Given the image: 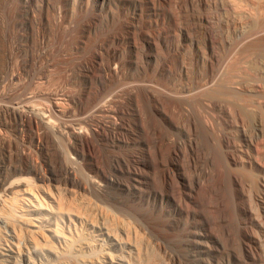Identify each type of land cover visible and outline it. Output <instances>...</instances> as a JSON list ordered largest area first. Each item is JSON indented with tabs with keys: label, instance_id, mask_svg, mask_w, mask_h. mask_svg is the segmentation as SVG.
I'll list each match as a JSON object with an SVG mask.
<instances>
[{
	"label": "bare ground",
	"instance_id": "bare-ground-1",
	"mask_svg": "<svg viewBox=\"0 0 264 264\" xmlns=\"http://www.w3.org/2000/svg\"><path fill=\"white\" fill-rule=\"evenodd\" d=\"M102 1L121 7L45 0L35 10L33 0H0V264H51L49 253L76 259L87 251L98 253L93 264H119L106 253L98 217L123 227L135 264H264V62L253 80L246 61L241 80L228 72L219 84L226 99L217 101L218 87L211 102L198 98L238 47L245 57L264 50V0H242L243 10L240 0L239 14L236 0ZM210 5L246 23L263 17L233 30L227 55L207 15L197 13ZM181 32L196 53L163 45ZM152 54L158 58L146 63ZM201 64L204 79L184 71L185 90L171 89L183 66ZM234 96L239 106L227 103ZM122 185L167 197L178 218L199 217L209 260L196 256L203 240L193 236V221L181 229L174 216L135 209ZM74 194L93 198L98 214L71 203ZM174 236L187 250L167 249ZM80 258L68 264H87Z\"/></svg>",
	"mask_w": 264,
	"mask_h": 264
},
{
	"label": "rangeland",
	"instance_id": "rangeland-1",
	"mask_svg": "<svg viewBox=\"0 0 264 264\" xmlns=\"http://www.w3.org/2000/svg\"><path fill=\"white\" fill-rule=\"evenodd\" d=\"M44 1L45 0H33L32 7H34L35 10H38L39 8H41V6H42ZM76 1L77 2L78 1H82L83 2L82 5L84 7H86L88 10L91 9V8H92V10H94L93 8H97L100 5H103V6L106 5V7L110 6V10H116V9L121 7L120 3L117 4L115 2H109V3L106 4L102 0H76ZM239 2H240V0H238V2H237V0L234 2L236 7H237V9H239V10L235 9L237 11H234V12H237L238 14H239V12H242V10L244 9L242 0H241L242 5H240L241 3L239 4ZM71 3H73V1L69 2V6H70ZM85 3H87V4H85ZM239 5L241 6V9H242L241 11H240ZM228 12L229 11H227V12L226 11H222L218 7L212 6V5L205 7V9H198L197 10V13H203V14L207 15V17H208V25L213 28V31H214L215 35L218 37L219 41H221V43L223 44V46H222L223 49L221 50V52L226 53L227 55H228L227 47L229 46L230 42L233 43V41L237 38V36L234 35L235 33L233 32V30H235V31L239 30L238 32H240L243 29L244 30H250V29H252L255 26L254 24L257 23V22H253V24H252V22H251V21L255 20V17L250 22L248 21L246 23V21L241 19L240 17H239L240 18V20H239L238 16L231 15V14H233V13H231V11L229 12L230 14L228 15ZM108 14H109V12H108ZM228 17H230V18H228ZM232 17H233L234 21H233ZM256 17H258V16H256ZM262 17H263L262 14H260V17L256 18V20L259 19V18H262ZM236 18H237V20H236ZM237 21H238V23H237ZM242 22H244L243 25L241 24ZM234 23H236V24H234ZM240 24H241V26H240ZM233 25H234V27H232ZM231 29H232V31H231ZM229 30L231 31V33H230ZM187 42L188 41L185 38H183L182 32H181L180 36L176 37L173 40L170 39V38H166L163 41V45L165 47H171L173 49L174 48H180V47L182 48L183 46L186 45L188 47V49H181L182 50V55H184V56L187 55V54L196 53L195 49L193 48V45H191V44L188 45ZM200 45H201V48H202L201 52L205 51V54H202V60L204 62H207L208 53H207V51L205 49V46L203 44H200ZM230 55L231 56L230 57L228 56V58L226 59L224 65L222 67H220L218 72H216V76H217L216 80L217 81L214 84L215 86L212 85L213 86L212 88H208V89L206 88L205 90H203V92L198 94L199 95L198 98L199 99L201 98L200 101H202V102L204 101L205 103H208L212 98H214V96H216V90L215 89L217 87H218L217 88L218 89L217 90V101L220 100V99H226L225 95L223 96L224 98L222 97V95H219V93L222 94L221 91L219 92V90H221L220 89L221 85H223V86L226 85L227 80H228L227 79L228 78V74L230 73L231 70L235 71L234 74L236 73L235 76H237V80L239 81L238 78H240V80H241V74H239V73H241L240 72V71H242L241 67H243L244 61H246L249 64V66H247V67L251 71V80H253V79L256 78L255 75H257V74H256L255 71L258 68V65L259 64L261 65L260 62H262V61L264 62V50L261 51V52L251 51L247 55V57H245V55H243L241 53V50H239V47H238L236 50H234V53L230 54ZM155 57L158 58L157 56H153V54L150 55L149 57L147 56L145 58V62L146 63H151V62L154 61ZM243 57L245 58V60H244ZM234 66H236V67H234ZM180 70H181L179 72L180 74L179 75L177 74V76L174 79L175 82L173 81V83H171L172 85H174V84L175 85L172 86L170 84L171 89L173 91H175V93L176 92L177 93L178 92L182 93L185 90V88L187 87V84H189L188 83L189 81L187 80V77H184V71H187L189 73V80H192V79L195 78L198 81L204 79L208 75V72H209L208 68H207V65L205 66L203 64L199 65L198 68L197 67H189V68L186 69V66H183ZM51 82L48 83V87H47V85H45L46 87L44 89L54 88L55 84L57 82H55L54 80L51 81ZM220 83H222V84H220ZM219 84H220V87H219ZM43 87L44 86H42L41 88H43ZM175 87H176V89H175ZM178 94H180V93H178ZM234 97H231L232 98L231 100L227 98L228 99L227 103L230 101L229 102L230 105L239 106V104H240V101L238 102L239 99L237 97H235V98ZM252 98L255 99V97H253V96H252ZM192 107H194V109H196L198 106L194 105ZM195 111L198 113V114L196 113V115H198L199 118L201 117L200 120H203V123H204L205 127L208 129V131L214 130L213 129L214 127L211 126V124L209 123L210 121H209V118L207 117V115L204 114L199 109H197ZM230 131H232V133H234L233 129H231ZM173 134L176 135L177 137H179V136L182 135V131L180 129H178V130L173 131ZM234 135H235V133H234ZM127 146H129V145H127ZM78 174H81V171H78ZM79 177L82 178L81 175H79ZM131 178L132 177L129 174H125V175L121 176L122 180L127 179L128 181H130L132 183L134 180L131 179ZM123 187L124 188H122V189L126 192V194L129 195V196H132V199H133V201L135 203V206L133 205V207L135 209H137V210L139 209L143 213L144 212L153 211L155 214H161V215L164 214L166 217H169V218L174 216L179 221V227L181 229H183V228L185 229L186 226L189 227L190 224L193 221V223H194L193 227L190 228L191 232L194 233L193 236L195 237L196 241L197 240L199 241V239L203 240V242H202L203 244H201V245L197 244V249H195L196 256H197V258H198L200 263H206L209 260V244H210L209 240H210V235L207 233L206 227L203 226V224L200 222L199 217H193V218L190 217L189 218V217H187V216H185L183 214V216H185V218H182V217L178 218V216H176L174 214V213H177V212L175 211V209H174V207L172 205V202L167 197L160 196V195H158V194H156L154 192H150L149 190L145 189L144 187H139V189H134L131 186L129 188H127L125 186H123ZM121 192H123V191H121ZM123 194L125 195L124 192H123ZM68 197H69V200H70L71 203H75V204H78L80 206L84 205L86 208L91 209L90 213H97L98 214V211L95 208V200L93 198L82 197V196H78L77 194H74V195H71V196H68ZM95 219L97 220V222L95 221V223H97L96 227H99L102 230L104 229L103 231H105L108 234L107 238L103 237V239H105L104 244H105V248H106V251H107L106 253H108L109 256H112L115 259H117L119 261V264H135V262L133 263L131 258H129V257H131L129 255V251L130 250L133 251V244L130 243V242H127V241H126L127 242L126 243L123 240V238H124L123 235H124V232H125L123 227H121L120 225L119 226H108L107 220H102L103 219L102 217H98V218H95ZM129 220L133 221L132 218H129ZM86 223H88V222L83 223V225H84V230H83L84 231V235L86 233L87 234L90 233L89 231H91V228H88L86 226ZM45 225H47V224L44 223L43 226H45ZM106 226H108V227H106ZM22 236L23 237L20 240L21 241L20 243L22 245H26V244L28 245V243H29L28 239L29 238H27V233L23 232ZM115 237H118V239H115ZM119 238L121 240H119ZM184 240H185L184 237H181V236L180 237H176V236H174V237L170 238L167 241L166 247H167V249L169 251H173V252H180L183 249L187 250V248L185 247ZM142 244L143 245L141 247L143 249H147V251L149 253L150 252L153 253V250L151 249L150 246L147 245V243H142ZM95 252H93V253H92V251L83 252V253L80 254V256L78 255L79 257H76V259L77 258L81 259L80 257H82V259L84 261H86L87 264H89V262H90V264H93L94 263L93 262L94 259L98 256V253H95ZM181 254L186 255L184 252H181ZM69 258L72 259L71 262L73 263V260L75 259L74 257L58 256L56 258V257H54V255L52 253H49L46 256V259L51 264H68ZM75 260H74V262H76ZM72 263H69V264H72ZM159 264H165V263H163V261H159Z\"/></svg>",
	"mask_w": 264,
	"mask_h": 264
}]
</instances>
